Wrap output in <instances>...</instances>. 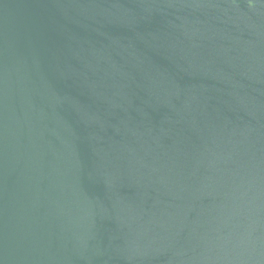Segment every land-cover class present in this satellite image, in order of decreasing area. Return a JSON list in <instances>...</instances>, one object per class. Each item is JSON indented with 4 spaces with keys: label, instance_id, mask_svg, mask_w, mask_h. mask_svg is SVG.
Segmentation results:
<instances>
[{
    "label": "water",
    "instance_id": "95a60500",
    "mask_svg": "<svg viewBox=\"0 0 264 264\" xmlns=\"http://www.w3.org/2000/svg\"><path fill=\"white\" fill-rule=\"evenodd\" d=\"M0 264H264V0H0Z\"/></svg>",
    "mask_w": 264,
    "mask_h": 264
}]
</instances>
